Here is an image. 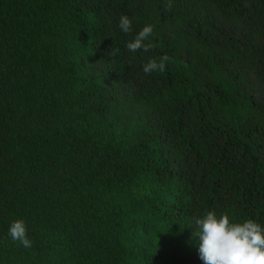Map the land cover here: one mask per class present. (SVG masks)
Here are the masks:
<instances>
[{
  "label": "trees",
  "instance_id": "trees-1",
  "mask_svg": "<svg viewBox=\"0 0 264 264\" xmlns=\"http://www.w3.org/2000/svg\"><path fill=\"white\" fill-rule=\"evenodd\" d=\"M209 211L264 227V0H0V264H204Z\"/></svg>",
  "mask_w": 264,
  "mask_h": 264
},
{
  "label": "clouds",
  "instance_id": "clouds-1",
  "mask_svg": "<svg viewBox=\"0 0 264 264\" xmlns=\"http://www.w3.org/2000/svg\"><path fill=\"white\" fill-rule=\"evenodd\" d=\"M132 20L127 15H121L119 27L124 33L131 31ZM153 33V27L146 25L138 32L135 38L127 43L130 52L143 50L148 52L151 42L148 38ZM119 53L115 49L112 55ZM167 56L149 59L143 65L145 73L164 72ZM198 237V252L204 264H264V227L246 220L233 223L227 215L218 216L209 211L202 217L195 218ZM13 241H19L25 247H31L32 241L27 236V227L22 219L14 220L8 229Z\"/></svg>",
  "mask_w": 264,
  "mask_h": 264
},
{
  "label": "rangeland",
  "instance_id": "rangeland-1",
  "mask_svg": "<svg viewBox=\"0 0 264 264\" xmlns=\"http://www.w3.org/2000/svg\"><path fill=\"white\" fill-rule=\"evenodd\" d=\"M209 8V6H207ZM206 6L205 4L202 5V9L205 10ZM211 10V8H209ZM212 10H214L212 8ZM221 19L223 18L220 17ZM228 22V20H226ZM144 110L138 109L136 112L130 114L129 116L125 117L122 120L112 122L111 119H104L102 120V127H103V134L104 135H113L117 140L123 139L128 142H133L137 138L141 136L143 133V124L141 122V119L143 121L144 117ZM172 240L174 238H171ZM172 240H160V241H152V248L151 251H157L159 249L158 247L160 245L171 244ZM21 259L15 260V264H22ZM61 264H68V260L62 262Z\"/></svg>",
  "mask_w": 264,
  "mask_h": 264
}]
</instances>
